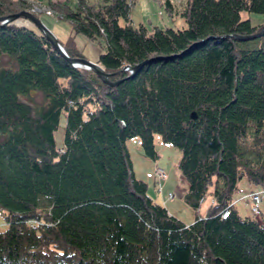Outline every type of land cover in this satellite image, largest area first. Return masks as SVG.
<instances>
[{"label": "trees", "instance_id": "1", "mask_svg": "<svg viewBox=\"0 0 264 264\" xmlns=\"http://www.w3.org/2000/svg\"><path fill=\"white\" fill-rule=\"evenodd\" d=\"M131 1L45 2L68 21L65 52L81 55L76 33L96 43L112 84L0 20V264H264V221L230 201L243 177L264 185V33L218 35L259 28L264 0H160L183 20L162 27L133 22ZM28 3L0 0V15ZM154 131L179 148L189 222L133 173L126 139L154 159Z\"/></svg>", "mask_w": 264, "mask_h": 264}, {"label": "rangeland", "instance_id": "2", "mask_svg": "<svg viewBox=\"0 0 264 264\" xmlns=\"http://www.w3.org/2000/svg\"><path fill=\"white\" fill-rule=\"evenodd\" d=\"M28 6L25 8L33 13H38L41 21L53 33L60 38H64L68 33V21L56 16V12L49 8L45 2L47 0H28ZM71 1V0H70ZM173 3H180L181 0H171ZM242 16L249 17L250 21L255 24L262 20L263 14L259 11L242 9ZM129 16L133 22L141 21L146 26L157 25H178L183 23L182 18L178 14H168L161 4L160 0H132L129 6ZM57 17V18H56ZM31 23L23 16L16 17L13 21ZM121 21V19H120ZM34 26V25H33ZM38 31L37 28H33ZM77 46L81 52V56L97 61V52L99 47L96 43L84 38L81 33L75 35ZM64 125V111L61 110L58 117V123L53 130L54 140L57 144H62ZM153 149L156 151L155 158L152 159L138 139L129 136L126 139V146L131 159L132 170L135 176L141 177L146 183V192L157 202L163 204L169 212L183 220L189 222L193 219L194 214L192 208L185 203L182 198V192L186 187V180L179 172L176 162L179 156V148L169 141L162 140L159 133L154 131L152 134ZM145 152L146 154H144ZM156 167L162 168L164 174L159 178L156 176ZM156 172V173H155ZM155 179V180H154ZM259 193V211L256 212L257 219L264 221V185H253L248 183L244 177L239 181L238 191L232 196V204L239 213L246 214L250 210V202L248 196H251L250 190ZM212 200L209 194L205 193L199 203L200 212H204L207 204ZM251 211V210H250ZM260 213V214H259ZM1 224V222H0Z\"/></svg>", "mask_w": 264, "mask_h": 264}, {"label": "water", "instance_id": "3", "mask_svg": "<svg viewBox=\"0 0 264 264\" xmlns=\"http://www.w3.org/2000/svg\"><path fill=\"white\" fill-rule=\"evenodd\" d=\"M19 16H23L24 18L29 19L32 22V24L38 29V31L43 33L44 36L49 40V42L53 46V48H55L66 60H68L72 64L83 65L85 67L91 68L95 73H97L99 75V77L103 81H105L109 84H112V83H115L118 81L119 78L113 79V80L109 79L108 78V71L104 70L102 68V66L98 63V61H96L95 59L94 60L89 59V58H87L85 56H81V55H68L65 52V50L63 49L62 45L59 43V41H58L56 35L53 33V31H51L49 28H47V26H45V24L41 21L39 16L37 14L33 13L31 10H29L27 8H20L18 10L9 12L7 14L0 15V20L1 21L7 20V19L10 20V19H13V18H16ZM262 33H264V23L259 28H257L256 30H254L252 32H245V33L226 32V33H221L218 35L219 36L232 35V36L237 37V38H248V37L260 35ZM167 55L168 54H165L164 56H167ZM156 57H161V55H157V54L151 55L149 57H146V58L139 60L136 63L127 64V66L129 67L127 75L132 74L147 59L156 58ZM190 114L194 115L193 111H191Z\"/></svg>", "mask_w": 264, "mask_h": 264}, {"label": "built area", "instance_id": "4", "mask_svg": "<svg viewBox=\"0 0 264 264\" xmlns=\"http://www.w3.org/2000/svg\"><path fill=\"white\" fill-rule=\"evenodd\" d=\"M124 68H127V64H124L123 65ZM157 174H162V171L160 169L157 170ZM251 202H250V208L252 209V211H256L257 209V206H258V202H259V193L256 192L255 190L252 191L251 193ZM227 213V208H223L221 214L224 215Z\"/></svg>", "mask_w": 264, "mask_h": 264}, {"label": "bare ground", "instance_id": "5", "mask_svg": "<svg viewBox=\"0 0 264 264\" xmlns=\"http://www.w3.org/2000/svg\"><path fill=\"white\" fill-rule=\"evenodd\" d=\"M17 21H18V19H17ZM18 22L23 23V24H26V25L31 26V27L34 28L33 24H31V23L28 24V23H24V22H21V21H18ZM124 69L129 70V67L124 68ZM156 168H157V169H155L156 172H157L158 169H160L162 171V174H160V175L155 172L156 173V176H158L160 178L164 174V171L160 167H156Z\"/></svg>", "mask_w": 264, "mask_h": 264}]
</instances>
